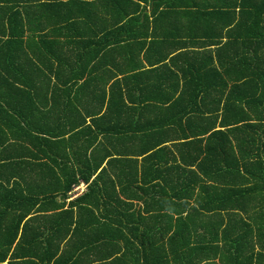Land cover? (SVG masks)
Masks as SVG:
<instances>
[{"label": "crops", "instance_id": "0c3cea01", "mask_svg": "<svg viewBox=\"0 0 264 264\" xmlns=\"http://www.w3.org/2000/svg\"><path fill=\"white\" fill-rule=\"evenodd\" d=\"M19 1L22 0H0V187L8 182L7 163L13 168L31 169L32 175L22 184L30 183L35 190L40 185L72 179L78 180L73 189L79 188L78 193L72 190L66 198L47 201L39 198L40 202L31 207L29 214L34 215L31 227L35 231L43 226L44 217L70 208L71 202L83 197L80 207L89 215L93 210L97 216L147 218L152 214H168L176 219L198 203L210 209L223 208L224 203L242 205L239 211H202L206 215L253 214V204L264 197V147L233 143L231 152L230 143L245 133L240 132L233 139L227 121L223 127L220 118L213 122L207 107L201 114V101L212 102L213 90L196 96L198 89H213L211 77L201 78L200 73L219 66H201L200 56L210 54L207 51L213 46H201L204 40L189 39L182 31L186 19L179 18L178 13L194 15L200 0L134 1L142 11H136L128 2L121 3L125 13L134 12L129 17L111 11L119 5L114 0H90L92 15L86 12L88 20L83 16L79 19V24H83L78 37L85 40L80 48L71 31L63 28L53 33L48 29L58 18V23H70L60 10L54 13L48 8L47 13L40 12L48 4L65 0H38L25 11L18 6ZM15 9L24 16L29 12L24 21L29 25L37 22L39 27L24 34H15L13 28V36L5 31ZM170 9L176 11L168 13ZM155 10L166 13L152 17ZM141 13L147 16V21L142 34H134L145 41L140 52L134 45L125 47L133 34L123 33L119 36L123 39L121 44L99 50L101 62L97 60L94 68L92 63L78 58L81 49H89V44L98 50L105 43L106 25L124 23ZM15 18L21 25V18ZM135 24L139 25V17ZM160 37H165L167 42L155 46L152 41ZM134 51L140 56L132 62L127 56ZM166 53V63H155ZM146 54L147 61L143 58ZM140 61L142 65L138 66ZM184 89L193 90L191 104L188 93L183 96ZM202 116L207 119L205 124ZM217 130L224 133L223 154L215 140L209 142ZM188 137L192 138L191 147L186 145ZM2 152L12 155V161L3 160ZM44 153L49 157L41 155ZM91 154L93 160L88 162ZM38 156L42 159L38 160ZM258 158L262 164L256 163ZM89 174L86 182L84 178ZM92 182L96 185L88 191ZM233 183H241V188L253 183L260 185L252 195L232 199L230 190H236ZM53 188L56 187L49 189ZM2 194L0 189V202H6ZM36 194H31V203ZM55 205L61 207L53 209ZM28 207L15 212L21 213ZM3 217L7 216L0 204V227L5 222ZM45 220L50 227L51 220ZM72 245L83 252L84 261L80 264H103L102 242L83 238L77 243L49 240L43 244L32 240L26 244L68 248L65 251L68 260L73 256ZM116 245L124 246L122 241ZM88 249L93 250L89 256Z\"/></svg>", "mask_w": 264, "mask_h": 264}, {"label": "trees", "instance_id": "16d2710c", "mask_svg": "<svg viewBox=\"0 0 264 264\" xmlns=\"http://www.w3.org/2000/svg\"><path fill=\"white\" fill-rule=\"evenodd\" d=\"M37 1L22 0L19 1L22 4L19 3L18 6L24 11L30 10ZM134 1L147 0H114L119 5L112 7L111 11L115 15L125 14L123 17L134 15V12L125 13L121 5V3L128 2L135 7L136 11H142L138 9L140 6ZM89 3L90 0H65L59 4H48L40 12L47 13L48 8L54 13L60 10V13H63L71 24L58 23L60 21L58 18L57 22L53 21V25L48 29L53 33L63 28L71 31L77 47L80 48L85 40L78 37L82 32L83 24V22L79 24V19L83 16V19L88 20L86 12L92 15L93 5ZM196 9L193 12L194 15L188 12L178 13L179 18L186 19L182 25V31L189 39L204 40L200 43L201 46L206 47L205 44L213 46V49L207 51L210 54L200 56L201 66L219 65L212 67L211 72L200 73L201 78L211 77L213 89H198L196 96L211 93L212 90L215 94L212 102L206 103L204 99L201 101L200 112L203 114L207 107V111L213 115V122L220 118L221 127L224 121H227L230 131L232 130L233 139L236 134L245 133L236 142L230 143L231 152L234 151L233 143L261 149L264 147V0H200V5ZM168 11V13H173L176 10ZM28 13L25 15L27 16ZM165 13L155 10L152 17H159ZM26 16L20 13V10L15 9L10 14L11 19L8 20L5 31L13 33V36V28L15 34H24L39 27L37 22L29 25L24 21ZM15 17L21 18V25ZM43 17L48 22V16ZM137 17H139V25L135 24ZM145 21H147V16L141 13L124 23L106 25L108 31L105 43L98 50L89 44V49H81V55L78 58L92 63L94 68L97 60L101 62L99 50L101 48L106 50L107 47L121 44L123 39L119 36L123 33L133 34L125 47L134 45L140 52L145 41L139 40V37L134 34H142ZM110 28L113 29L110 30ZM166 40L165 37H160L152 42L158 46L167 42ZM46 42L47 39L44 43ZM139 56L134 51L127 58L134 62V59ZM143 58L147 61V54ZM167 59L166 53L155 60V63L164 64ZM107 60L108 56L104 61ZM60 62H63V58ZM139 65H142V61ZM186 93L189 95L190 103L193 90L184 89L183 96ZM188 113L190 110L185 112L186 115ZM202 122L204 124L207 122L206 117L202 116ZM223 136V131L217 130L209 137V142L215 140L222 154L226 150L222 143ZM188 138L189 142L186 145L191 147L192 138ZM2 153L3 160L12 161V155ZM226 154L227 152L224 155ZM41 155L49 157L47 153ZM42 156H38V160H41ZM93 156L94 154L89 156L88 162L93 160ZM103 160L104 158L101 159ZM256 163L262 164L261 159L258 158ZM5 172L8 182L5 187L1 185L0 189L3 191L2 195L6 202H0V204L7 217H3L5 222L0 227V264H80L84 261L83 252L75 249L73 245L71 246L74 250L73 256L71 255L69 261L65 256L68 248L26 246V244L32 240L43 244L49 240H66L68 243H77L83 238L97 241L98 244L103 243V264H264V197L253 204L255 210L251 216L242 217L236 212H231L228 216L206 215L202 211H239L242 210V205H228V203L225 206L224 203L223 208L218 206L210 209L198 203L197 207L189 208L186 214L176 219L168 214H152L147 215V218L143 215L133 218L116 214L97 216L93 214V210H91L92 215H89L85 208L80 207V202L84 200L83 197L71 202L70 208L59 210L50 217H44L43 226L35 231L31 227L34 220V215H29L31 207L40 202L39 198L45 201L58 197L66 198L69 192L72 190V193L75 192L77 188H73L78 184V180L72 179L69 182L58 180L57 183L40 185L35 190L36 187H32L30 183L22 184L32 175L31 169L13 168L11 164L6 163ZM90 176V174L87 175L84 180L87 182ZM262 183L264 184V181ZM94 184L95 182H92L88 185L87 190L94 189ZM233 184H236V190H230V194H233L232 199L252 195L260 185L253 183L241 188V183ZM51 187L56 188L51 190L49 189ZM35 193L37 194L31 203V194ZM105 204L110 206L109 201H105ZM26 205L29 206L26 210L21 213L15 212L16 209L21 210ZM60 207L55 205L53 209ZM45 219L51 220L50 227ZM173 227L174 232H171ZM121 241L124 244L123 247L116 245ZM90 252L93 250L88 249L87 256Z\"/></svg>", "mask_w": 264, "mask_h": 264}, {"label": "built area", "instance_id": "2783aa9c", "mask_svg": "<svg viewBox=\"0 0 264 264\" xmlns=\"http://www.w3.org/2000/svg\"><path fill=\"white\" fill-rule=\"evenodd\" d=\"M74 191H75V192L79 191V188L75 189Z\"/></svg>", "mask_w": 264, "mask_h": 264}]
</instances>
